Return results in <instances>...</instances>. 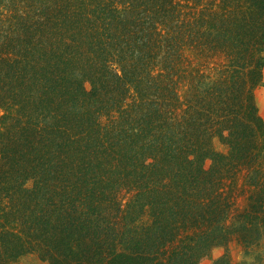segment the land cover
Returning a JSON list of instances; mask_svg holds the SVG:
<instances>
[{
  "label": "trees",
  "instance_id": "16d2710c",
  "mask_svg": "<svg viewBox=\"0 0 264 264\" xmlns=\"http://www.w3.org/2000/svg\"><path fill=\"white\" fill-rule=\"evenodd\" d=\"M263 76L264 0H0V264H264Z\"/></svg>",
  "mask_w": 264,
  "mask_h": 264
},
{
  "label": "rangeland",
  "instance_id": "374dc122",
  "mask_svg": "<svg viewBox=\"0 0 264 264\" xmlns=\"http://www.w3.org/2000/svg\"><path fill=\"white\" fill-rule=\"evenodd\" d=\"M203 62H204L203 60L195 58L193 60V63L189 66L187 74H189L190 71H192L194 67L202 68L201 63ZM187 80L188 79H183L180 82L179 92L182 95L187 90V85H186ZM254 95H255V101H256L257 108H258V112L264 121V76H263L262 83L258 87L255 88ZM244 176H245L244 173L240 174L238 176L237 183H236V188H235L236 210H242L247 205V195L249 191L247 190V187H245L243 184ZM261 250H264V246L261 248ZM225 252H226V249L224 247L215 248L208 257L204 258L200 262V264H212L215 258L221 256ZM228 253H229V256L233 264H240L245 259L244 248L236 240H233L230 243L229 248H228ZM16 264H48V263L43 262L42 260L37 258L35 255H30V256L22 258Z\"/></svg>",
  "mask_w": 264,
  "mask_h": 264
}]
</instances>
